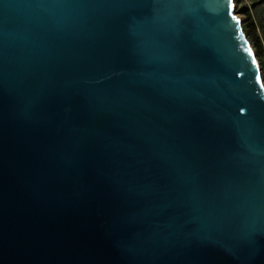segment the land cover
<instances>
[{"label": "water", "instance_id": "obj_1", "mask_svg": "<svg viewBox=\"0 0 264 264\" xmlns=\"http://www.w3.org/2000/svg\"><path fill=\"white\" fill-rule=\"evenodd\" d=\"M234 0H0V264H264V82Z\"/></svg>", "mask_w": 264, "mask_h": 264}, {"label": "rangeland", "instance_id": "obj_2", "mask_svg": "<svg viewBox=\"0 0 264 264\" xmlns=\"http://www.w3.org/2000/svg\"><path fill=\"white\" fill-rule=\"evenodd\" d=\"M234 3L237 15L242 19L245 18L246 13V11L242 10V8H247V10L251 12L258 23L259 35L264 46V0H234ZM260 63L264 82V56H262Z\"/></svg>", "mask_w": 264, "mask_h": 264}, {"label": "trees", "instance_id": "obj_3", "mask_svg": "<svg viewBox=\"0 0 264 264\" xmlns=\"http://www.w3.org/2000/svg\"><path fill=\"white\" fill-rule=\"evenodd\" d=\"M242 10L246 11L245 18L243 19L244 30L255 47L259 60H262V56H264V46L259 35L258 23L247 8H242Z\"/></svg>", "mask_w": 264, "mask_h": 264}]
</instances>
